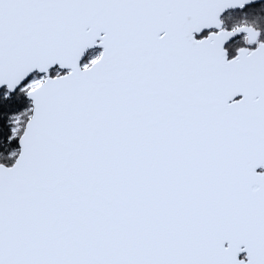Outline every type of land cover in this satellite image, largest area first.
I'll return each mask as SVG.
<instances>
[{
    "label": "snow or ice",
    "instance_id": "snow-or-ice-1",
    "mask_svg": "<svg viewBox=\"0 0 264 264\" xmlns=\"http://www.w3.org/2000/svg\"><path fill=\"white\" fill-rule=\"evenodd\" d=\"M257 7L0 0V264H264Z\"/></svg>",
    "mask_w": 264,
    "mask_h": 264
},
{
    "label": "flooded vegetation",
    "instance_id": "flooded-vegetation-1",
    "mask_svg": "<svg viewBox=\"0 0 264 264\" xmlns=\"http://www.w3.org/2000/svg\"><path fill=\"white\" fill-rule=\"evenodd\" d=\"M226 20L229 24L247 23L249 25H254L261 30H264V8L257 7L255 10L250 9L247 11V13L229 12ZM56 69L58 70V68Z\"/></svg>",
    "mask_w": 264,
    "mask_h": 264
},
{
    "label": "water",
    "instance_id": "water-1",
    "mask_svg": "<svg viewBox=\"0 0 264 264\" xmlns=\"http://www.w3.org/2000/svg\"><path fill=\"white\" fill-rule=\"evenodd\" d=\"M94 49H101V50H102V48L99 47V46H95V47H92V48L88 49V50L86 51L85 55H84V56L82 57V59H81V64H82L83 61L86 59V57L88 56L89 52H90L91 50H94ZM54 67H55V66H54ZM56 68H58V66H56ZM54 69H55V68H54ZM59 70H61V71H67V69H59Z\"/></svg>",
    "mask_w": 264,
    "mask_h": 264
},
{
    "label": "trees",
    "instance_id": "trees-1",
    "mask_svg": "<svg viewBox=\"0 0 264 264\" xmlns=\"http://www.w3.org/2000/svg\"><path fill=\"white\" fill-rule=\"evenodd\" d=\"M93 51H94V50H91V51H90V53L88 54V56L86 57V59L83 61V63L88 62L89 57L91 56V54L93 53ZM56 70H57L56 68L53 69V70H52V73L55 74V71H56Z\"/></svg>",
    "mask_w": 264,
    "mask_h": 264
},
{
    "label": "rangeland",
    "instance_id": "rangeland-1",
    "mask_svg": "<svg viewBox=\"0 0 264 264\" xmlns=\"http://www.w3.org/2000/svg\"><path fill=\"white\" fill-rule=\"evenodd\" d=\"M101 49H94L93 53L89 57V60L100 53Z\"/></svg>",
    "mask_w": 264,
    "mask_h": 264
}]
</instances>
